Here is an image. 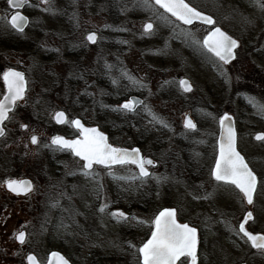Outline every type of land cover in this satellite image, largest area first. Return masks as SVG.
I'll list each match as a JSON object with an SVG mask.
<instances>
[{
	"label": "rangeland",
	"instance_id": "rangeland-1",
	"mask_svg": "<svg viewBox=\"0 0 264 264\" xmlns=\"http://www.w3.org/2000/svg\"><path fill=\"white\" fill-rule=\"evenodd\" d=\"M51 2L55 14L43 11L47 6L40 0H30L24 11L30 22L23 33H12L0 20V95L4 93L1 74L7 68L20 69L28 81L26 100L10 113L12 119L5 122L6 137L0 139V264H25L28 252L44 263L52 249L61 251L72 264H139L136 249L149 235L159 208L175 206L179 215L186 209V188L191 181L188 169L199 166L206 156L205 131L212 129L215 120L209 105L217 103L214 97L220 88L226 97L239 77L233 69L206 60L203 51L181 34L190 31L201 40L208 30L205 25L195 22L184 26L170 16L171 23H165L158 19L162 9L142 8L137 0H77L76 5L72 0ZM186 2L239 36L242 56L251 31L255 39L264 36V11L252 0ZM0 3V17H8L6 0ZM147 21L154 26L151 34H144ZM90 31L97 34L95 44L85 40ZM124 72L146 87L132 85L122 76ZM181 77L192 85L189 94L178 85ZM124 92H128L126 97L114 104L116 94ZM130 95L142 99L137 111L115 110ZM195 96L198 102L193 101ZM144 105L168 127L150 123L152 117ZM60 108L67 113L64 125L53 121ZM187 110L199 129L183 128ZM74 117L98 125L116 145L139 147L156 161L147 166L151 176L143 181H118L107 175V169L95 166L103 187L84 178L78 158L45 147L53 136L73 129ZM22 123L28 124V130L20 128ZM33 134L38 136L37 145L30 142ZM200 138L203 144L197 142ZM254 151L248 150L251 155ZM112 170L125 177L137 173L131 165H116ZM70 171L76 175H67ZM21 176L33 182L34 190L28 196L13 195L4 187V181ZM57 201L59 206L52 208ZM105 203L108 209L99 212ZM118 210L136 220L117 221L109 215ZM212 216H205L209 222L202 224L207 237L214 225ZM263 221L257 220L255 226ZM61 223L71 226L65 229ZM22 229L26 232L25 250L14 239ZM129 242L135 247H129ZM235 246H223V253L233 257L232 264L241 262L246 251ZM251 260L252 264H264V258Z\"/></svg>",
	"mask_w": 264,
	"mask_h": 264
},
{
	"label": "snow or ice",
	"instance_id": "snow-or-ice-1",
	"mask_svg": "<svg viewBox=\"0 0 264 264\" xmlns=\"http://www.w3.org/2000/svg\"><path fill=\"white\" fill-rule=\"evenodd\" d=\"M253 4L264 11V0H252ZM10 8L16 10L10 19L8 17H0L5 25L23 33L25 27L28 25V18L22 14L20 9L29 5V0H7ZM40 3L46 5L43 8L45 12H52L55 14V10L52 6L51 0H40ZM73 5H76L77 0H72ZM137 3L146 9L158 7L163 9L162 13H158V19L165 23H171L170 17H174L176 21L184 25H192L195 21H200L203 24L215 25L216 21L212 16L204 14L202 11L191 6L186 0H137ZM105 27H109L105 25ZM154 26L151 22L146 23L143 26L144 34H151ZM185 40L189 41L193 46L198 47L206 54H211L218 61L224 65L231 63L236 59L235 50L240 47L237 39L228 35L220 27H214L209 31L208 35L204 39L197 40L193 33L190 31H182L181 33ZM97 34L95 32L89 33L85 40L92 44L97 43ZM122 43H127L123 41ZM107 68H111V65H105ZM122 76L127 78L129 82L137 87H146L142 81L137 80L135 77L130 76L128 73H122ZM79 78H83L82 76ZM3 82L7 88V94L3 99H0V137H6V121H10L13 113L17 107L18 102L26 100V92L28 90V81L25 74L14 69H7L2 73ZM113 83H117L113 80ZM179 86L184 92H191L192 86L187 80H180ZM253 107L257 109V112L264 115V104H257L254 102V98L249 100ZM143 104L142 101L135 99L128 100L119 106L117 111H125L129 113H135L137 106ZM104 105H102L103 107ZM145 110L152 117L150 123L160 124L162 127L167 128L168 124L152 112L151 108L144 105ZM54 119L57 124H65L68 122L64 112H56ZM71 124L79 130L80 138L66 139L62 136H55L51 139L50 144H45V147L55 146L56 151H69L74 157H78L83 164L80 168V174L87 180L99 184V173L94 171V165L103 166L107 169V175L111 176L114 180H127L134 182L136 180L143 181L144 178L150 177L151 173L148 171L146 165H153L154 162L151 159H146L140 154V150L134 148L132 150L113 147L108 143L107 136L100 132L97 128L84 127L79 119L72 120ZM220 126V138H219V156L215 162V167L212 169L211 175L218 184L225 186H234L238 193L241 195L242 202H246L247 205H253L255 203L254 197L258 193V181L257 175L249 167L244 156L237 151V131L233 124V119L230 115L225 113L219 119ZM184 127L186 129H196V125L191 119H185ZM22 130H28V124H20ZM34 131V130H33ZM257 141H264V133L257 134L255 136ZM30 142L33 145L39 143L38 136L33 134L30 137ZM126 166L135 165L139 172L129 176H117L113 172V166ZM67 175H76L75 171H70ZM160 182L161 178L156 177ZM7 190L16 196H28L33 192V184L29 180L8 179L4 181ZM102 188L103 185L99 184ZM61 195H65L61 193ZM199 198V197H194ZM209 198L208 196L203 197ZM70 199V197H69ZM58 201L51 204L52 208L58 207ZM107 203L102 204L98 211L104 213L108 209ZM79 215V213H76ZM109 215L117 221H127L129 219L136 220V217H129L123 211L110 212ZM177 211L174 208H166L159 212L152 221L154 230L151 232V238L147 240L136 251L141 258V264H198V235L195 227L189 226L187 223L177 222ZM253 212L247 211L243 217V222L238 226L237 235H242V238H246V241L250 243L251 248L255 249L261 256H264V234H253L249 231L245 225L249 221L253 220ZM140 224L145 223L143 220L137 221ZM73 223H76L73 217ZM71 225L61 223L60 227L65 229ZM77 227L79 225L77 224ZM70 235V233H69ZM85 236L87 233L85 232ZM15 240L20 245L26 243V233L21 230L15 234ZM129 247H135L134 244L129 242ZM181 258H184L183 260ZM27 264H39L35 255H27ZM48 264H69V261L65 259L59 253L53 252Z\"/></svg>",
	"mask_w": 264,
	"mask_h": 264
},
{
	"label": "flooded vegetation",
	"instance_id": "flooded-vegetation-1",
	"mask_svg": "<svg viewBox=\"0 0 264 264\" xmlns=\"http://www.w3.org/2000/svg\"><path fill=\"white\" fill-rule=\"evenodd\" d=\"M1 4L2 3H0V8ZM25 9L26 7L23 8V11H25ZM214 26H218L222 30L227 32L217 23L210 26L205 25L204 27H207L208 30L205 32L201 41ZM262 27L264 29V24H262ZM228 34L234 39H237L240 44V49L238 48L235 50V60L227 65H224L214 56H211V54H206L204 51L203 57L208 61L211 60L217 63L224 69H233L234 75L239 78L235 82V86H233V88H235L231 89L226 97L223 96L222 93L224 90L220 88V90L216 93V97H214V101H216L217 103L215 105H209L214 111L213 117H215V120L213 121L212 129L205 131L208 134L206 139L207 144L204 145L206 156L204 157V155L202 154L203 158L201 159L202 162H199V166L188 169V176L191 181L187 183L186 188L187 199L184 201L186 209L184 210L182 215H179V209L177 207L164 206L176 209V218L179 223H187L189 224V226L195 227L197 229L199 240L197 249L198 264H232L234 262V259H232L233 257L230 258L223 253V250H225L223 246L227 244H235V247L237 248L242 247L246 249L242 259L240 260L241 262H239L238 264H252L251 259L253 257L264 258V256H261L255 249L251 248L250 243L246 241V238H242V235L236 234V231H238V226L243 221V217L247 211L253 212L254 219L249 221L248 224L245 225V227L253 234H264V221L261 223V225L257 224L255 226V222H257V220H264V141H257L255 139V136L257 134L264 133V115L259 114L257 112V109L253 107L252 103L249 102L251 98H254L255 103L264 104V46L262 45L264 43V36L260 40L259 38L255 39L251 31L249 39L246 40V47L244 55L242 56L243 41L237 35H232L230 33ZM258 37H260V34L258 35ZM88 43L92 44L90 42ZM254 46L256 47L254 48ZM181 78L178 80V85ZM1 81L4 86V93L0 95V99H3L4 95L7 94V89L3 82L2 74ZM180 89L185 94L190 93L184 92L182 88ZM193 101L198 102L196 96ZM186 113L189 114L193 123L196 125V128L199 129L198 124H196L194 119L191 117L189 110H187L183 114V118ZM225 113L232 117L234 127L237 131V151H239L241 155L244 156L249 167L257 175L258 181H260V183L258 184V193L254 197L255 203L253 205H247L246 202H242L241 195L238 193V190L234 188V186H225L223 184H218L211 175L212 169L215 167V162L219 156V119ZM85 123L93 125L89 122ZM182 126L184 129H186L183 125V121ZM187 130L192 131V129ZM75 132L76 131L74 129H71L70 132L60 135L71 138L76 135ZM197 142L202 143L204 142V139L200 138V140ZM245 145H247L248 147H246ZM186 146L187 148L185 149V152L188 155L190 152L188 150V145ZM253 148L255 150V154L251 155V152H248V150L250 151ZM65 152L70 153L69 151ZM141 155L147 156L142 152ZM150 158L154 163H156V161L152 157ZM133 168L135 167L133 166ZM205 196H208L209 198L204 199L203 197ZM209 214H213L210 222H213L214 225L210 227L211 233L209 234L210 236L207 237L206 231L204 230L202 224L206 223L207 221L209 222V220H207V218L205 217ZM230 228L236 231L230 230ZM149 235L147 236V238L149 237ZM147 238L145 239V241L147 240ZM15 242L17 245L22 247V250H25V248H23V245H20L16 240ZM143 243L140 245V247L143 245ZM50 251L47 253L44 263L40 262V264L47 263ZM29 253L33 252H28L26 254L25 264H27L26 258ZM181 259L183 260L184 258ZM138 263L141 264L140 257H138ZM177 264H180V262L178 261Z\"/></svg>",
	"mask_w": 264,
	"mask_h": 264
},
{
	"label": "water",
	"instance_id": "water-1",
	"mask_svg": "<svg viewBox=\"0 0 264 264\" xmlns=\"http://www.w3.org/2000/svg\"><path fill=\"white\" fill-rule=\"evenodd\" d=\"M12 9V8H11ZM19 11H21V9L19 10ZM204 13V12H203ZM14 14V13H13ZM12 14V15H13ZM23 14V13H22ZM204 14H206V13H204ZM23 15H25V14H23ZM206 15H208V14H206ZM26 16V15H25ZM11 17V16H10ZM10 17H9V19H10ZM27 17V16H26ZM195 22H198V23H201L200 21H195ZM146 23H149V22H146ZM145 23V24H146ZM207 25V24H206ZM216 27H218V26H216ZM223 31V30H222ZM225 32V31H224ZM226 33V32H225ZM208 35V34H207ZM206 35V36H207ZM15 70V69H14ZM16 71H19V70H16ZM21 72V71H20ZM181 80H187L188 82H189V80L188 79H186V78H181ZM132 99H135V100H137V101H141V98H139V97H135V96H131L130 98H129V100H132ZM126 101H128V100H126ZM126 101H124V102H122V104L123 103H125ZM121 104V105H122ZM140 105V104H139ZM138 105V106H139ZM58 112H60V111H58ZM63 112V111H62ZM76 119H79V118H75L74 120H76ZM185 119H191L190 117H189V114L188 113H186L185 115H184V119H183V125H184V122H185ZM55 120V119H54ZM80 120V119H79ZM81 121V120H80ZM56 122V121H55ZM81 123L84 125V127H88V128H97L100 132H102V133H104L103 131H101L97 126H88V125H85L82 121H81ZM73 126V125H72ZM74 127V126H73ZM75 128V127H74ZM76 129V128H75ZM78 130V129H77ZM78 132H79V130H78ZM105 134V133H104ZM106 135V134H105ZM62 137H65V136H62ZM66 139H69V140H72V139H77V138H80V135L78 136V137H75V138H67V137H65ZM108 143L109 144H111L109 141H108ZM112 145V144H111ZM113 147H117V148H122V149H128L129 151L130 150H132V149H134V148H137V147H132V148H127V147H122V146H116V145H112ZM138 149V148H137ZM144 158H146V159H150V158H148V157H144ZM139 170V169H138ZM22 180H29V181H31L30 179H28V178H21ZM18 180H20V179H18ZM5 187H6V185H5ZM7 189V188H6ZM164 209H166V208H163V209H161L159 212H161V211H163ZM159 212H158V214H159ZM157 214V215H158ZM243 222V221H242ZM153 230H154V228H153ZM150 238H151V236H150ZM149 238V239H150ZM147 242V241H146ZM53 252H56V253H59L60 255H62L65 259H67L61 252H59V251H51L50 253H49V255H48V260L50 259V257H51V254L53 253ZM33 255V254H32ZM68 260V259H67ZM69 261V260H68ZM46 264H48V261H47V263ZM69 264H71L70 262H69Z\"/></svg>",
	"mask_w": 264,
	"mask_h": 264
},
{
	"label": "trees",
	"instance_id": "trees-1",
	"mask_svg": "<svg viewBox=\"0 0 264 264\" xmlns=\"http://www.w3.org/2000/svg\"><path fill=\"white\" fill-rule=\"evenodd\" d=\"M127 93H128V92H126V93L124 92V93H122V94H121V93H119V94L117 93V94H116V97H115V100L113 101V103H114V104H117L120 100H122L123 98L126 97ZM120 94H121V95H120ZM62 152H63V151H62Z\"/></svg>",
	"mask_w": 264,
	"mask_h": 264
}]
</instances>
